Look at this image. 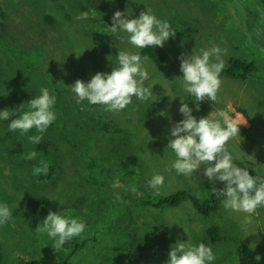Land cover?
I'll use <instances>...</instances> for the list:
<instances>
[{
  "label": "rangeland",
  "instance_id": "1",
  "mask_svg": "<svg viewBox=\"0 0 264 264\" xmlns=\"http://www.w3.org/2000/svg\"><path fill=\"white\" fill-rule=\"evenodd\" d=\"M147 9L176 32L163 47L156 46L166 55L165 72L145 48L128 42L126 32L110 30L116 11L139 18ZM83 11L88 19L77 20ZM213 45L227 50L225 67L230 58H240L255 69L245 79L221 77L218 102L202 101L197 111L182 87L179 58ZM119 50L142 57L150 75L144 83L153 96L146 102L133 97L119 113L77 103L69 87L77 79L89 82L97 73L110 74ZM43 87L57 98V119L40 144L28 140L38 134L34 129L24 135L9 132L8 124L20 112L0 120V203L13 213L0 226V264H37L56 253L55 241L36 230L50 210L73 214L87 225L68 264H166L172 246L188 239L213 249L212 264H239L242 242L264 264V208L245 227L246 214L222 203L209 216L190 200L177 208L149 205L179 190L205 200L213 187L226 185L209 181L203 166L192 177L166 171L177 158L167 145L174 139V123L184 119L181 99L198 120L224 111L236 121L240 136L228 143L235 163L264 175L263 0H0V111L22 105L21 111H29L27 102ZM33 150L37 159H25ZM41 160L49 171L36 175ZM5 169L11 174L4 175ZM155 174L165 177L159 196L148 185ZM117 179L120 186L114 187ZM214 226L220 235L215 242L209 233Z\"/></svg>",
  "mask_w": 264,
  "mask_h": 264
},
{
  "label": "clouds",
  "instance_id": "2",
  "mask_svg": "<svg viewBox=\"0 0 264 264\" xmlns=\"http://www.w3.org/2000/svg\"><path fill=\"white\" fill-rule=\"evenodd\" d=\"M88 11L81 12L76 19L86 20ZM112 33L126 32L128 42L138 49L156 46L163 47L165 42L176 35L169 22L158 19L150 9L142 11L139 18H128L124 13L116 11L110 26ZM227 55L226 49L218 45L211 48H201L199 53L193 51L189 56L181 55L180 70L183 73L182 87L184 91L194 98L196 110L199 111L200 102H218L222 86L221 73L225 68L223 56ZM150 78L149 72L144 67L142 57L138 53L120 51L115 60L110 74L97 73L89 82L77 79L69 88L76 94L77 103L87 101L91 105H99L105 111L119 113L133 102V97L140 101H148L152 96V88L145 86V81ZM153 87V86H152ZM37 98L30 99L27 103L29 111L5 109L0 111V120L11 119L8 124L9 132L19 131L21 135L35 130L38 134L28 137L30 143L40 144L43 134L57 119L54 106L57 102L55 95L49 89H40ZM179 112L184 119L174 123L171 129V139L167 148L176 155L170 169H175L177 174L192 177L199 173L203 166V174L212 181L226 182L222 190L213 187V192L225 199L222 206L226 210L245 213L244 226L252 224V216L258 215V209L264 208V178L253 176L247 167H239L231 155L228 143L237 135L240 128L236 121L231 119L224 111L212 112L207 117L199 120L193 115V109L181 99ZM39 153L35 150L25 154V159L36 160ZM42 167H36L34 174H47L49 167L41 160ZM10 169L4 170V175H10ZM165 183V177L155 174L148 181L154 190V195H161L160 189ZM114 187H119L117 179ZM135 189H133L134 191ZM119 198V197H117ZM13 219V213L7 203H0V226L6 225ZM87 225L77 217L62 216L49 211L47 217L36 229L46 232L55 243L53 248L59 249L66 242L78 237L86 230ZM186 231V230H185ZM217 259L213 249L204 243L193 244L189 239L177 242L169 252L166 264H212ZM255 259L259 261L260 256Z\"/></svg>",
  "mask_w": 264,
  "mask_h": 264
},
{
  "label": "trees",
  "instance_id": "3",
  "mask_svg": "<svg viewBox=\"0 0 264 264\" xmlns=\"http://www.w3.org/2000/svg\"><path fill=\"white\" fill-rule=\"evenodd\" d=\"M47 19H50V17H47ZM144 53L157 65V67L161 71L165 72L166 55L164 54L163 51L157 49L156 47L155 48L148 47L145 48ZM254 69L255 68L252 62L240 58H230L228 65L223 69L221 73V77L245 79V76L250 74L252 71H254ZM248 170L251 175L264 178V175L258 174L256 171L250 168ZM51 178L52 176H50V179ZM224 187L225 185L219 187L217 190L218 191L222 190ZM218 191L213 192L209 198L205 200H201L193 196L187 190H179L169 196L161 197L159 200H155L154 202L152 201L151 203H149V205L157 209L165 208V207L177 208L184 202L190 200L197 211L202 213V215L209 216L221 205L222 201L225 199V197L221 196ZM59 214L62 216H67L64 215L63 213H59ZM69 216L73 217V214H70ZM217 229H219V227L214 226L211 227L209 231L213 242L217 241L220 237L219 231ZM78 241L79 239L74 237L73 240L66 242L61 248L56 249L57 250L56 253L53 250L52 254L50 256H47L46 259L41 258L37 262V264H49V261L52 264H54L55 262L51 261L52 260L51 257L54 258L58 257V259L60 260L58 264H68L70 256L78 248L82 246L78 244ZM245 244L246 243L242 242V245L239 248V264H260V261H257L255 259L257 255L255 254L253 249L252 248L250 249ZM0 263H2L1 250H0Z\"/></svg>",
  "mask_w": 264,
  "mask_h": 264
}]
</instances>
